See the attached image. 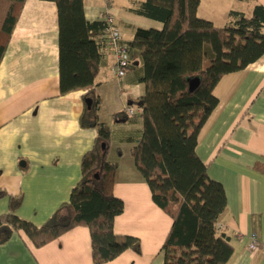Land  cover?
<instances>
[{"label": "crops", "instance_id": "obj_1", "mask_svg": "<svg viewBox=\"0 0 264 264\" xmlns=\"http://www.w3.org/2000/svg\"><path fill=\"white\" fill-rule=\"evenodd\" d=\"M83 5L88 21L104 13L102 0ZM257 5L264 9V0H200L197 17L223 28L231 23V12L249 17ZM133 8L110 9L124 43L137 28L162 29ZM129 60L132 68L118 79L112 55L104 57L94 88L99 121L110 130L106 159L117 165L113 195L123 203L113 232L139 242V253L127 250L106 264H163L161 249L172 220L153 203L131 157L142 119L128 116L126 108L137 106L144 86L140 57L132 54ZM85 94H60L56 6L26 0L0 60V215L8 213L9 197L21 198L15 215L40 227L69 201L81 179L82 157L96 137L94 129L79 123ZM213 95L218 103L198 134L195 153L225 192L217 227L233 248L227 264H264V249H249L253 237L264 246V174L254 169L264 165V55L221 78ZM0 264H94L89 230L75 227L41 247L15 232L0 244Z\"/></svg>", "mask_w": 264, "mask_h": 264}, {"label": "trees", "instance_id": "obj_2", "mask_svg": "<svg viewBox=\"0 0 264 264\" xmlns=\"http://www.w3.org/2000/svg\"><path fill=\"white\" fill-rule=\"evenodd\" d=\"M25 1L0 0V60ZM40 1L57 9L60 94L86 92L79 123L94 129L96 137L82 157L81 179L69 201L45 224L35 227L18 218L21 198L9 197L8 213L0 215V244L21 231L41 247L83 226L89 230L93 263L106 264L127 250L139 253V242L113 232L123 203L113 195L117 165L106 159L110 130L99 121L100 102L94 93L105 25L86 20L84 0ZM199 1L143 0L132 12L161 23L162 29L137 28L125 43L129 58L133 54L141 59L144 86L137 103L142 135L131 157L153 203L172 220L161 249L163 264H227L233 254L228 240L217 231L226 208L224 189L209 179L195 149L201 128L217 106L213 91L218 82L264 55L263 7L255 6L249 17L231 12V23L218 28L197 17ZM195 79L198 84L190 89ZM254 169L264 174V165L256 164Z\"/></svg>", "mask_w": 264, "mask_h": 264}, {"label": "built area", "instance_id": "obj_3", "mask_svg": "<svg viewBox=\"0 0 264 264\" xmlns=\"http://www.w3.org/2000/svg\"><path fill=\"white\" fill-rule=\"evenodd\" d=\"M104 6V13L99 18V20L105 25L104 32L101 36V53L103 58L108 54L112 55L114 61L113 72L115 77L120 79L129 71V47L123 42L119 29L115 24L112 14L110 13L112 0H104ZM139 113L140 108L138 106L131 105L126 108V114L128 116H134ZM217 231H220V227H217ZM249 249L251 251H256L258 249H264V246L260 245L257 239L253 237L249 245Z\"/></svg>", "mask_w": 264, "mask_h": 264}, {"label": "rangeland", "instance_id": "obj_4", "mask_svg": "<svg viewBox=\"0 0 264 264\" xmlns=\"http://www.w3.org/2000/svg\"><path fill=\"white\" fill-rule=\"evenodd\" d=\"M142 1L143 0H112L111 9L112 11H121L123 8L129 6V4H131L132 7H136ZM102 2L104 3V0H102Z\"/></svg>", "mask_w": 264, "mask_h": 264}, {"label": "water", "instance_id": "obj_5", "mask_svg": "<svg viewBox=\"0 0 264 264\" xmlns=\"http://www.w3.org/2000/svg\"><path fill=\"white\" fill-rule=\"evenodd\" d=\"M198 84V80H192L189 85H190V89H193L196 85ZM87 104H90V101L86 100ZM102 150H104V146H101Z\"/></svg>", "mask_w": 264, "mask_h": 264}]
</instances>
